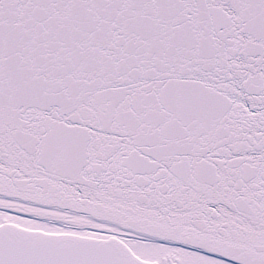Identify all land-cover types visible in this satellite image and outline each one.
<instances>
[{"label":"snow or ice","instance_id":"1","mask_svg":"<svg viewBox=\"0 0 264 264\" xmlns=\"http://www.w3.org/2000/svg\"><path fill=\"white\" fill-rule=\"evenodd\" d=\"M0 264H264V0H0Z\"/></svg>","mask_w":264,"mask_h":264}]
</instances>
